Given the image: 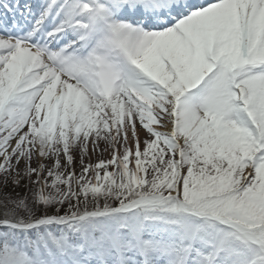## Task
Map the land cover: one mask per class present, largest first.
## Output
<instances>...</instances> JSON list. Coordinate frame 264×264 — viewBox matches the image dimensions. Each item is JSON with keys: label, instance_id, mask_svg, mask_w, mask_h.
<instances>
[{"label": "snow or ice", "instance_id": "snow-or-ice-1", "mask_svg": "<svg viewBox=\"0 0 264 264\" xmlns=\"http://www.w3.org/2000/svg\"><path fill=\"white\" fill-rule=\"evenodd\" d=\"M0 264H264V0H0Z\"/></svg>", "mask_w": 264, "mask_h": 264}]
</instances>
